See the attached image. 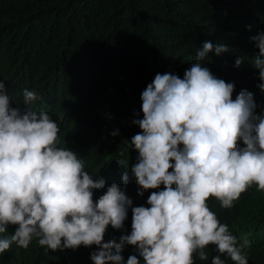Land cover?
Instances as JSON below:
<instances>
[{
	"label": "clouds",
	"instance_id": "1",
	"mask_svg": "<svg viewBox=\"0 0 264 264\" xmlns=\"http://www.w3.org/2000/svg\"><path fill=\"white\" fill-rule=\"evenodd\" d=\"M250 45L258 50L252 62L260 84L229 76L244 58L210 41L183 78L155 75L141 93L143 118L133 121L141 132L128 144L137 162L129 168L124 151L117 159L131 173L123 183L86 171L74 145L59 146L63 118L51 112L49 96L19 86L9 95L0 80V234L15 227L10 238L0 237V254L13 244L26 250L35 238L45 254L95 245L93 264H141L138 257L143 264H248L245 245L208 201L230 210L249 188L264 192V113L256 111L264 18ZM213 51L224 60L210 71L202 61ZM128 196L144 206L133 207ZM128 213L130 234L105 242L108 227L123 229ZM129 245L137 254L125 261Z\"/></svg>",
	"mask_w": 264,
	"mask_h": 264
},
{
	"label": "trees",
	"instance_id": "2",
	"mask_svg": "<svg viewBox=\"0 0 264 264\" xmlns=\"http://www.w3.org/2000/svg\"><path fill=\"white\" fill-rule=\"evenodd\" d=\"M263 18L264 0H0V80L9 95L19 86L49 96L51 112L63 118L59 146L74 145L86 171L123 183L122 175L137 162L128 144L141 132L133 123L143 118L141 93L155 75L183 78L196 51L210 41L230 47L235 60L244 58L229 76L245 86L260 84L250 36ZM221 55L209 53L203 66L215 70ZM239 90L235 86L233 99ZM256 104L264 113V91ZM120 151L129 168L117 163ZM130 198L133 207L144 206V200ZM209 202L245 245L248 264H264V192L249 188L230 210ZM131 216L123 229L109 226L105 242L119 243L130 234ZM14 231L10 227L0 237ZM97 250L93 245L45 254L34 238L26 250L13 244L0 254V264H93ZM134 254L130 245L122 253L125 261Z\"/></svg>",
	"mask_w": 264,
	"mask_h": 264
}]
</instances>
